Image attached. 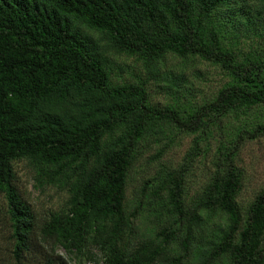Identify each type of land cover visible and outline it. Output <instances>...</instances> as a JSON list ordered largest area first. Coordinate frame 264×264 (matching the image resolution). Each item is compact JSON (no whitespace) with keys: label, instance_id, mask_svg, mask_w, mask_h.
Masks as SVG:
<instances>
[{"label":"trees","instance_id":"trees-1","mask_svg":"<svg viewBox=\"0 0 264 264\" xmlns=\"http://www.w3.org/2000/svg\"><path fill=\"white\" fill-rule=\"evenodd\" d=\"M117 57L143 76L121 78ZM173 59L213 66L220 84L196 99ZM183 135L182 161L164 163ZM262 135L264 0H0V264H264V186L238 199L239 154ZM146 155L155 169L129 192ZM18 161L63 203L38 216Z\"/></svg>","mask_w":264,"mask_h":264},{"label":"rangeland","instance_id":"rangeland-1","mask_svg":"<svg viewBox=\"0 0 264 264\" xmlns=\"http://www.w3.org/2000/svg\"><path fill=\"white\" fill-rule=\"evenodd\" d=\"M114 64L121 67V78L132 79L135 75L143 76V69L140 62L133 57H117ZM115 68L114 80H119ZM175 69L176 72L183 71L185 74V85L190 87L191 92L196 95V99L208 96L221 82V75L213 66L194 60L185 64L171 60L166 63V67ZM134 80V79H132ZM163 81H152L149 84V91L153 102L164 104L169 101L170 95L162 87ZM213 142V141H212ZM191 143L190 135H183L177 139L176 143L163 156V162L176 166L182 161V157ZM213 146V143H211ZM150 156H144L136 164L130 173L128 191L137 189L140 180L146 178L153 172L156 166L155 161H151ZM211 153L204 159L194 163L191 173L186 175L187 189L189 195L198 192L205 181L206 176L212 168ZM239 164L244 173V184L239 195L242 207L246 206L248 200L264 186V135L257 139L247 141L240 154ZM16 183L24 199L28 201L38 216H44L50 209L60 206L66 198V192L55 186L37 188L33 185L32 171L25 161L15 163ZM2 197L0 196V204Z\"/></svg>","mask_w":264,"mask_h":264}]
</instances>
